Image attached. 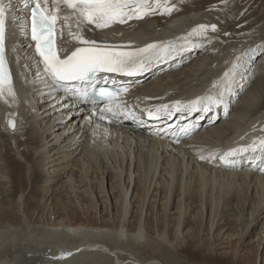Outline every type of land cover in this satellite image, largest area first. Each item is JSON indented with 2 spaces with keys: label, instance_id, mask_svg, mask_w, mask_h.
I'll use <instances>...</instances> for the list:
<instances>
[{
  "label": "bare ground",
  "instance_id": "6f19581e",
  "mask_svg": "<svg viewBox=\"0 0 264 264\" xmlns=\"http://www.w3.org/2000/svg\"><path fill=\"white\" fill-rule=\"evenodd\" d=\"M5 1L6 3L8 2V0ZM200 1L187 0V8L178 12L168 23H164L167 18L162 21V15H156L158 19L149 17V20H145V17L135 21L129 20L125 24H116L110 29L85 33L86 36H101L104 42L112 40L119 42L123 38L145 41L158 36H167L169 40L174 42L175 51L172 52L166 62L159 64L163 59L152 62L146 68L144 75L136 77L137 79L144 78V82L141 83L138 91L146 103L154 102L150 107L153 112L160 105H168L171 108L176 101H181V95H187V98L193 100L209 93L210 89L211 94L215 95L216 88H212V84L220 81L224 77L225 72H231V75L225 81V85H228L236 77L235 84L232 86L228 85L225 95L234 91V86L235 89L237 86H245L247 88L250 83L249 71L253 70L251 68V59L254 56L251 54L264 51V43L261 37H256L253 41L247 42L242 40L245 38L242 34L237 38L222 37L225 30L230 32V34H234L236 31L231 30L230 26L226 29L224 25L228 17V20H230V15L225 18H215L214 13L211 12L204 16L205 14L203 15L201 12L204 8H202ZM27 14L28 10L24 9L23 4L19 0H11L9 12L10 47L8 54L12 63L15 96L13 98L5 94L3 98H0V145H2L0 148H2V151L4 148L3 155L8 156L9 154L8 166H3L4 163L0 166V188L8 183V172L6 173L8 169L9 176H12L13 172L21 170V173L29 174L30 177L33 169L30 168L28 161L33 160L36 155L35 161L37 162L34 169L38 170L37 176L40 181L33 179L30 183L34 185L38 181V187L34 188L41 195L38 198V202L47 206L50 211L51 209L54 210V196L59 200H56L58 201L57 206L64 208V213H66V206H68L64 199H69L68 202L70 204V198L72 197L69 196L70 193L81 192L84 198L92 199L93 202L96 197L98 198L97 200H100V197L95 192H90L92 187L82 192L81 185L76 183V181L80 182L84 181V179L89 182V178L84 177V174L87 173L88 176L89 171H91V175L101 174L103 178L106 177L107 173V185L104 183L105 179L100 181L101 192L106 197V201H104L106 206H101V208L109 209L110 201L108 198L110 197L111 206L118 213H115L114 220L109 221L107 225L94 226L84 223L74 225L72 222L67 224L62 220L58 222L51 220L52 222L49 221L47 223L32 221L26 214L21 212L19 207V212L12 222L0 221V264H161L154 261L145 262L139 258L142 252L145 253L147 251L158 254L164 253V255L173 260L177 259L175 257L176 252L172 248L165 232L158 233L156 237L148 234L143 224V212L145 206L147 209H155L158 202V206H162V209L160 207L159 209L163 211V216L167 217V213L170 211L169 207L172 206L174 199L186 190L185 188L182 191L179 188L181 191L179 193L174 192L176 195L172 196L170 184H173L176 178L182 184L185 175H187L186 185H188V179L193 174L195 175L193 178L198 179L200 196L192 197L193 193L187 189V196L179 197V203L176 208L179 215V224H177L178 228L176 229L178 234L181 232V226L185 227L187 225L188 217L186 216L190 215L194 208L196 209L194 207L195 204L200 203L202 216H204L203 213L206 211L207 215L211 219L213 218V223L215 219L220 222L223 217H228L229 210L234 212L243 210L247 205L248 199L253 197L252 193L256 188L260 191L258 209H253L255 210V215H252L251 221L243 220V225H245L246 229L249 225L252 226L251 230L254 229L258 223H256L257 219L260 218V208H264V205L261 207L264 204V172H261L264 169V162H262L264 161V154L259 150L255 152L249 150L248 152L240 153L234 157L235 163L232 165L224 164L217 156V158L212 159L215 162V165L212 164V166L204 165L199 156L203 152L222 154L226 149H236L252 140H256L255 142L259 144V141L264 139V123H262L264 121V111H262L264 108V91L262 92L264 78H257L256 83L260 87L258 92H250V96H248L244 105L241 104V106L238 105L236 107L237 118L232 124H225V119H223L226 113H231L235 105L234 100L228 99L230 105L228 112L221 114V108H218L217 104L212 105V108H218L220 122L194 133L189 131V135H186L184 131H179L181 128L187 127V122L184 120L185 116L178 114V112L171 116L167 115L166 118L161 120L159 128H152L150 124H145L139 128L138 132H131L126 129L125 124H118L115 121L105 124L95 115L89 117L85 107L77 104L72 99L69 100L70 93L67 94L58 90L54 86L53 81L44 75L43 67L29 42L30 30L27 28V22L29 21ZM179 17L180 20H177ZM149 21L152 23H149ZM160 21L162 23H159ZM240 23L235 24L234 22L231 27ZM201 24L208 26L215 24L217 30L213 32L209 27L205 36L189 35L193 29ZM184 34L185 37H182ZM229 38H234L233 40L235 41L229 40ZM63 41H70V37H63ZM238 44H245L242 46L244 49L242 51L239 50L235 54L240 48ZM64 46L72 48V43H65ZM232 54L235 55L232 60H227ZM195 56L198 57L194 59ZM237 57H241V59L237 60ZM247 57L248 60L246 59ZM262 59L264 60V55L260 61ZM178 63L186 64L188 70L186 72L182 71L184 73H180L179 76H175V74L173 76L172 74L176 73L175 69L178 67V65L174 64ZM168 64L171 66L169 70L171 74L154 81L153 79L157 75V78H160L161 74L166 72ZM181 64L179 65L181 66ZM233 64L239 65L234 72L232 71ZM164 74H167V72ZM225 85L218 84L217 88H226ZM163 92L170 94L167 96ZM260 97L262 99L257 103ZM136 102L139 101L136 100ZM73 103L76 105H73ZM210 115V113L201 112L199 121L206 122ZM228 116L226 119H228ZM10 117L16 120L15 128H12L9 124ZM77 121H82V125L76 124ZM124 130L130 132L131 138L139 137L135 141V147L133 148V139L127 138L126 140L128 141L126 144V149L129 152L128 156H132L131 154L133 153L135 156L137 155L133 173H138L134 179V183L137 186L136 190L138 191L137 198L132 200V194L129 203L126 202V198L131 183V172H128L131 164L130 158L128 157L129 159L126 163L127 187H125V182L122 189L115 191L114 194H110L114 191V180H112V177L110 178L112 170L110 168L104 170L102 166L103 171L101 172L100 167L96 165L97 162L103 165L106 164L99 154L104 152H112L111 154H114L115 149L112 147L117 142L112 138L114 131L123 132ZM170 130H173V132L166 135V137L160 136L161 133ZM107 132L112 135L107 134ZM110 137L112 140H108ZM98 138L101 143L102 139H107L111 147L107 145L108 143L103 144L105 147L101 144L93 146L97 143ZM208 140L211 143L205 144ZM23 141H26L27 149L24 148L20 154L18 150L21 145H24L22 144ZM222 143L225 145L218 147ZM10 146L13 149L11 153L5 149L6 147L9 149ZM190 147H193L195 151L191 150ZM98 158H100V161H98ZM259 161L263 164L262 169ZM164 162H166L165 165ZM124 163L125 160L123 159L122 163H120L121 174H123ZM250 163L256 164V167L249 169ZM162 164L167 173L161 176ZM191 167L192 170L187 173ZM204 167H209V172ZM226 167H229L230 170L216 169H224ZM243 168H246V170ZM252 171H256V173ZM260 172L263 175H260ZM80 173L82 174L79 175ZM65 175H67L65 183L71 184V188H63L64 190L59 188L58 191H54L55 181L64 178ZM78 178H81V180H78ZM116 178L115 182L121 183V178L118 176ZM110 180L112 188L108 192V189L105 190V188ZM149 181L150 183H148ZM152 184L155 185L153 192L155 190L158 191V185H162L159 198L157 192L156 194L152 193L151 196L149 195ZM216 185L219 191L224 192V203L219 210L221 216H217L220 205L218 198L214 201L211 199L213 198L212 196H209L206 201L203 199L206 190H210L208 189L210 187L215 189ZM21 186L23 187L24 184ZM13 189L17 190V184L13 186ZM119 192L120 196L116 198ZM107 194H109V197ZM162 195L164 197H161ZM97 200L92 206L96 209H98ZM235 200L238 202L234 207L229 208ZM22 201L23 195H19L15 199L18 206L23 203ZM183 201L184 204H182ZM136 202L137 204H135ZM135 207H137L136 217H139V221H136L137 223L133 226L130 218L133 216L132 212ZM170 214L173 213L170 212ZM126 215H129L130 218L126 220V217H124L122 221V217ZM235 220L237 219H234L233 222H236ZM113 222L123 225L115 228L116 226ZM128 227L133 229V231L129 230ZM68 253H71V255H67ZM163 264L168 263L165 261Z\"/></svg>",
  "mask_w": 264,
  "mask_h": 264
},
{
  "label": "rangeland",
  "instance_id": "374dc122",
  "mask_svg": "<svg viewBox=\"0 0 264 264\" xmlns=\"http://www.w3.org/2000/svg\"><path fill=\"white\" fill-rule=\"evenodd\" d=\"M176 1L179 3H177ZM184 1L185 0H183V1L169 0V6H171L172 4L176 5V8L171 12V14H167V13L160 14V12L158 10L156 14L151 15V16H147L145 18V20H149V17L151 19H154V18L158 19V17L156 15H162L161 20L163 21L164 18H167L164 21V23L165 22L168 23L169 20L174 18V16L178 12H181L182 10L187 8L186 7L187 0L185 2ZM200 4H202V8H204L201 11L203 15L205 14L204 16L208 15L211 12L214 13L215 18H219V17L225 18L226 16L230 15V17H231L230 20H228V18H229L228 17L227 20H225L224 25L226 26V29L228 28V26H230L231 30L233 29L234 31L235 30L236 31L234 34H230V32H227V30H225L224 31L225 33H223L222 37H224V38H226V37L237 38L238 36H240L242 34V36L245 37L242 39V40H244V42L253 41L256 37H259V38L261 37L262 42L264 43V0H201ZM177 20H180V17ZM162 21H160L159 23H162ZM234 22H235V24H237L239 22H241V23L231 27V24H233ZM149 23H152V22L149 21ZM233 39L229 38V40H233ZM246 39H249V40H246ZM233 41H235V40H233ZM256 44H258V43H256ZM238 45L240 46V48L235 52V54H237L239 50L242 51V49H244V47H242V46L245 44H238ZM251 55L254 56V58L251 59L252 60V67L251 68H253V70L249 71L250 83H249L248 87L246 88L245 86H237L235 89V86H234V91H232V92H230V94L226 95V97L229 100L235 101V105L232 102V104L234 106L231 110V113L230 114L226 113L224 115L223 119H225L224 120V122H226L225 124H232L237 118V115L235 112L236 107L238 105L241 106V104L244 105L248 96H250V92H255V91L258 92V90L260 89V87H259L258 83H256V81H257L258 77L264 78V74H263L264 73V60L262 59L260 61L261 57L264 55V51H261L260 53L256 52V53H253ZM230 56H229V58H227V60H229V61L232 60V57H234L235 55L232 54ZM197 57L198 56H195L194 59ZM246 59L248 60V57ZM187 64H189V63H187ZM169 70L170 69L166 70L167 74H164V73H166V72H164V73H162L164 75L161 74L160 78H157L158 77V75H157L153 80L158 81L159 79L171 74V72ZM175 70H176V73H173L172 75L174 76V74H175V76H177V75L179 76L180 73L186 72L188 70V68H186V64L185 65L181 64V66L178 65V67H176ZM241 70H243V69H241ZM182 71H184V72H182ZM244 71H246V70H244ZM230 79H232V78H230ZM235 82H236V77L229 83L230 86L235 84ZM228 85L226 84L225 87L228 88L229 87ZM263 91H264V88H263L262 92ZM163 93L167 96L170 94V93H165V92H163ZM228 99H226V100H228ZM261 99L262 98L260 97L258 99L257 103ZM184 100L190 101V98H187V95H181V101H184ZM73 105H76V104L73 103ZM262 111H264V108L262 109ZM227 116H228V119H226ZM218 122H220V121H218ZM78 123H79V126L82 125V121H79V122L77 121L76 124H78ZM262 123H264V121H262ZM111 131H113V130H111ZM107 134L112 135L110 132H107ZM118 134H119V136H117ZM130 135H131L130 132L127 130H124L123 132L114 131L112 138H114L113 139L114 141H117V142H115L116 145L114 147H112L115 149L114 154H111L112 152L100 153L99 156H101L102 159H104V162L106 164L103 165L102 163H98V162L96 163V165L98 167H100L101 172L103 171L102 166L104 167V170L107 168H110L112 170V176H110V178L112 177V180H114V182H113L114 183V187H113L114 191H112L110 194H112V193L114 194L115 191L122 189L125 182H126L125 187H127L128 177L126 176V173H127L126 163H127V160L130 158L131 164L128 162L130 164V168H129L128 172H131V175H130L131 176V178H130L131 183L129 186V192L127 194L128 196L126 198V202H128V203H129V199L131 198L132 194H133L132 200H136V198H137L136 195L138 194V191L136 190L137 186L134 183V179L136 177V174H138V173H133V170L135 168V162L137 160V157H136L137 155L135 156V154L133 153V154H131L132 156H130V157L128 156L129 152L126 149V144L128 143V141H126V140H127V138L133 139L132 140L133 141L132 148H133V147H135V144H134L135 141H137V139H139V137L131 138L132 136H130ZM112 138L110 137L108 140H112ZM108 140L102 139V143H101V140L98 138L97 143L94 144L93 146H96V145L99 146L101 144L103 147H105V145H103V144L108 143L107 145L109 147H111L109 145ZM210 143L211 142H209V140H208L205 144H210ZM22 144H24V145H21L20 149L18 150V153H20V154H21V151L24 150V148L27 149L26 141H23ZM178 145L180 146V144H178ZM224 145L225 144L222 143L218 147H223ZM0 147H2V145H0ZM30 147H32V146H30ZM190 148H191V150L195 151V149L193 147H190ZM5 149L9 150L10 153L12 152L11 150H13V149H11V146L9 149H8V147H6ZM3 151H4V148H3ZM3 151H2V148H0V166H2L3 163H4L3 166H8L9 154H8V156L3 155V153H2ZM201 154L207 156L210 153H204L203 152ZM169 155H170V153H169ZM171 156H174V155H171ZM123 159L125 160V163L123 165V167H124L123 174H121L120 163H122ZM190 159H191V157H190ZM35 160H36V155L33 157V160L28 161L30 168L33 169L30 177H29V174L21 173V170L13 172L12 176L11 175L9 176V169H8V171H6V173L8 172L7 173L8 183L3 185L4 187L0 188V221L12 222L13 219L15 218L16 214L19 212V209H18L19 207L21 208L22 213L26 214L27 217L32 219V221H36V222L41 221V222L47 223L51 220L53 222L55 220L57 222L62 220L67 224H70L72 222L74 225L84 223L86 225H94V226L95 225L96 226L102 225L103 226V225L109 224V221L114 220L113 218H115L114 215L116 213V209L115 208L113 209L111 206V200H110L109 194H107L109 197L108 200L110 201L109 209L106 210L105 208H103L106 206V203H104V201H106V197H105V194L103 192H101L102 189L100 186V184H101L100 181L102 179H105L104 183H105V185H107V179H108L107 173H106V177L103 178L101 176V174H99V175L92 174L91 175L92 172L89 171L88 176L86 173V174H84V177H88L91 182L90 181L87 182L85 179H84V181H80V182L76 181L77 184L81 185V191L82 192L86 191L89 187L90 188L92 187L90 192H95L98 195V197H100V200H97L98 199L97 197L95 198L98 202V205H97L98 209L92 207V206H94V203L96 202L95 199L93 202L92 199L84 198V196L81 192H77V193L73 192V193L69 194V196H72L70 198V201H71L70 204H72V205L69 204V202H68L69 199L68 200H67V198L64 199L65 202H67V204H68V206H66V209H67L66 213L63 212L64 208L57 206V202L59 200H58V198L56 199L55 196H54V205H53L54 210L51 209V211H50L47 206H44V205H42V203L38 202V198H40L41 195H39V192L36 190L38 192L37 193L34 189L35 187H38V185H39L38 181H40L39 177L37 176V174L39 172L37 169H34V166L36 165V162H37ZM98 161H100V158H98ZM201 161H203L204 165H208V166H212V164L215 165V162L212 159H206V160H201ZM5 162H7V163H5ZM165 163L166 162H164V165H165ZM259 163H260L261 169H262L263 164H261V161H259ZM164 165L162 166L161 176L164 173H167V170L165 169ZM255 167H256V164L250 163L249 169L255 168ZM204 168L207 169L209 172V169H208L209 167H204ZM216 169H219V170H227L228 169V170H230L229 167H226L224 169H221V168H216ZM191 170H192V167L189 169V171L187 173H189ZM244 170H246V168ZM252 172L256 173V171H252ZM261 172L263 173L264 170ZM260 173H258V174H260ZM262 173L260 175H263ZM81 174L82 173H80L79 175H81ZM89 175H90V177H89ZM116 176L121 178V183L117 182V181L115 182V180L117 179ZM186 176L187 175L184 176L182 184L177 181V178L174 179L173 184H170V187H171L170 192H171L172 196L176 195V194H174V192L179 193V191H181V189L183 191V189L186 188V190L189 189V192L193 193L192 197H195V198L199 197L200 195H199V190H198V179L193 178V177H195V175L193 174V176L188 179V182H189L188 185H186V183H185L186 182ZM66 177H67V175H65L64 178H62L58 181L57 180L55 181L56 185L54 186V191H58L59 188H61V190H64L63 188H65V189L71 188V186H70L71 184L65 183V180L67 179ZM33 179L38 180V181H36V183H34V185H32V183H30ZM78 180H81V178H78ZM23 181L26 183H24ZM21 182H22V184H21ZM111 183L112 182L110 180L108 183V186H106V188H105V190L108 189V192L111 191V188H112ZM148 183H150V181ZM15 184H17V190L13 189V186H15ZM23 184H24V186L22 187L21 185H23ZM66 184H67V187H66ZM6 186H7L8 190L6 189ZM154 187H155V185L152 184L151 191H150L149 195L151 196L152 193L156 194V192H157L158 198H159V194L161 193L160 190H161L162 185L161 186L158 185V191L155 190L153 192ZM179 188H181V189H179ZM208 189H210V190H206L205 194L203 195L204 196L203 199H204V201H206L209 199L208 198L209 196H212L213 198H211V199H213V201H214L215 199L217 200V198H218L220 200L219 204L221 206L219 205L217 216H221L219 214V210H220V207H222V204L224 203V200H223L224 192L219 191L217 185H216L215 189H211V187ZM186 190L183 191L179 197H181V196L186 197L187 193H188V192H186ZM12 191H16V192H12ZM218 193H220V194H218ZM18 194L23 195V201H22L23 203L20 206H18V203L15 202V199L19 196ZM250 194H248V195H250ZM252 195H253V197L248 199V202H246L247 205L245 208H243V210L237 211V212L229 210L228 211L229 213L227 214L228 217H226V218L223 217V219H221L220 222L218 221V219H215L214 223H213V218L211 219L207 215L206 211H204V213H203L204 216H202V211H201L202 208H201L200 203L195 204L194 207H196V209L193 207L194 208L193 212L191 211V214L186 216V217H188L187 218L188 223L185 227L181 226V232L179 234L177 233V230H176L178 228L177 224H179L178 223L179 222V215H178V212L176 210L177 204L179 203V199H180L179 197H176V199H174L172 206L169 207L170 211H168L167 217L163 216V211L160 210V209H162V206H158L159 205V204H157L158 202L156 203L155 209H147V207L145 206L144 207L145 210L143 212V218H144L143 224H144V227L147 230L148 234L152 237H156V235L158 233H164L165 232L166 236L170 240V244L172 245V248L176 252L175 257L177 259H174V260H176V261H174L172 258L164 255V253L158 254V253H155V252L152 253L149 251H147L145 253L142 252L140 254L139 258L145 262H150V261L153 262L154 261V262H159L161 264L165 263V261L168 264H170V263L171 264H264V208H262V209L260 208V218L257 219L256 223L257 222L258 223L254 227V229L251 230L252 226H250V225H249L250 227L248 226L249 228L247 227V229H246L245 225H243V222L245 220L251 221L252 215L255 212V210H253V209H256V208L258 209L260 191L255 188ZM119 196H120V192L116 195V198ZM161 197H164V195H162ZM190 197H191V195H190ZM183 199L185 200V198H183ZM56 200H58V201H56ZM237 202L238 201L235 200L233 202L234 204L232 203L229 206V208L234 207ZM135 204H137V202ZM182 204H184V201ZM248 204H250V205H248ZM263 205L264 204H262L261 207H263ZM101 206H103V207L101 208ZM159 207H160V209H159ZM136 211H137V207L134 208V211L132 212L133 216L131 218L129 217V215H126V216L122 217V221H123L124 217H126V220H128L130 218V222L134 226L135 223H137L136 221H139L138 220L139 217H136ZM170 212L173 214H170ZM234 219H237V220H235L236 222H233ZM160 220H162V221H160ZM217 222H219V223H217ZM113 223H115V226H116L115 228H119V226L123 225V224H121L122 222L120 223L121 225L117 224V222H113ZM211 223L213 224V226ZM231 223H232V225H231ZM211 226H212V229H211ZM128 229L133 231V229H131L130 227H128Z\"/></svg>",
  "mask_w": 264,
  "mask_h": 264
},
{
  "label": "snow or ice",
  "instance_id": "6c2138e0",
  "mask_svg": "<svg viewBox=\"0 0 264 264\" xmlns=\"http://www.w3.org/2000/svg\"><path fill=\"white\" fill-rule=\"evenodd\" d=\"M24 9L29 10L30 15V37L34 42L35 52L43 64V70L55 83L70 84L76 82L88 83L93 86L98 83V77L103 73H120L133 75L144 71L153 60L162 59L175 51L174 45L170 44H148L136 50H125L121 46L98 43L95 39H89L85 35L88 31L106 30L116 24H125L129 20L143 19L157 13L171 14L176 8L175 4L169 6V0H19ZM11 9V0L6 3L0 0V98L5 94L14 98L13 81L7 67L5 57V20L6 14ZM215 32V24L198 25L189 35L197 34L205 36L208 28ZM67 32L70 41L64 42L63 36ZM58 38L61 44L58 45ZM72 43L70 53L64 46ZM241 57H237L240 60ZM233 64L232 71L238 67ZM231 72H225L224 77L213 82L212 88L217 85H225V81ZM106 82V77H104ZM123 91H127L124 89ZM85 96L87 92L83 93ZM101 99L106 100L110 106L106 112L115 114V109L120 105L116 103L118 92L101 87L98 90ZM222 102V93L217 91L215 95L209 93L199 96L187 102L176 101L170 108L168 105H160L155 112L148 110L150 116L168 115L176 112L181 115L193 112H207L212 105ZM102 112L100 119H105ZM9 124L14 127L12 121ZM182 131L187 135L190 128ZM255 152L259 150L264 154V139L257 144L255 141L250 146H242L229 149L222 154L215 152L205 156L200 154L201 160L219 158L226 165L235 163L234 157L240 153ZM264 162V161H262ZM264 170V169H262ZM67 255H71L68 253Z\"/></svg>",
  "mask_w": 264,
  "mask_h": 264
},
{
  "label": "clouds",
  "instance_id": "9594fccd",
  "mask_svg": "<svg viewBox=\"0 0 264 264\" xmlns=\"http://www.w3.org/2000/svg\"><path fill=\"white\" fill-rule=\"evenodd\" d=\"M183 36H185V34L184 35H182V37ZM159 41V44H161V45H164L163 44V41H167V42H170V44H171V42L173 43V45H174V42L173 41H171V40H169V38L167 37V36H165V37H163V36H158V37H155V38H150V39H148V40H145V41H140V42H143V43H154V42H158ZM139 43V42H138ZM142 43V44H143ZM139 44H141V43H139ZM174 52V51H173ZM166 58H169L170 57V55H167V56H165ZM182 63V62H181ZM181 63H178V64H174V65H179V64H181ZM140 75H142V74H139L138 76H140ZM135 81H137V78L135 79ZM142 82H144V78H141L140 80H139V84L136 86V93L137 94H139V99H138V101L139 102H137V103H135V104H133V105H136V104H138V105H140V103L142 102V101H145V100H143V98H142V96H140V93H139V91H138V88H139V86L141 85V83ZM152 103H154V102H151V103H147L148 105H149V107L150 106H152ZM119 109H121V107H119Z\"/></svg>",
  "mask_w": 264,
  "mask_h": 264
},
{
  "label": "water",
  "instance_id": "95a60500",
  "mask_svg": "<svg viewBox=\"0 0 264 264\" xmlns=\"http://www.w3.org/2000/svg\"><path fill=\"white\" fill-rule=\"evenodd\" d=\"M9 121H12L13 124H14V127L11 126V125H10V126H11L12 128H15V127H16V124H17V123H16V120H15L13 117H10V118H9Z\"/></svg>",
  "mask_w": 264,
  "mask_h": 264
}]
</instances>
